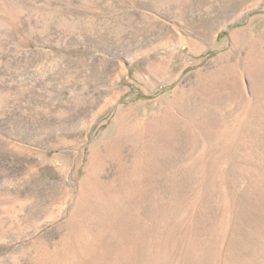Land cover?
Segmentation results:
<instances>
[{
	"label": "rangeland",
	"instance_id": "obj_1",
	"mask_svg": "<svg viewBox=\"0 0 264 264\" xmlns=\"http://www.w3.org/2000/svg\"><path fill=\"white\" fill-rule=\"evenodd\" d=\"M0 264H264V0H0Z\"/></svg>",
	"mask_w": 264,
	"mask_h": 264
}]
</instances>
